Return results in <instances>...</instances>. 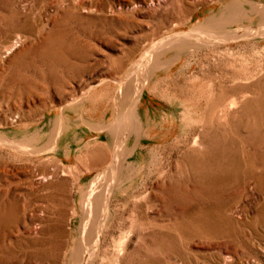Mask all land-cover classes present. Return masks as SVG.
Here are the masks:
<instances>
[{
	"label": "rangeland",
	"instance_id": "374dc122",
	"mask_svg": "<svg viewBox=\"0 0 264 264\" xmlns=\"http://www.w3.org/2000/svg\"><path fill=\"white\" fill-rule=\"evenodd\" d=\"M229 3L241 15L219 29L235 32H201ZM263 13L264 0H0V137L37 138L41 192L30 207L44 213L22 217L8 203L29 174L11 175L19 162L0 144V264H79L97 220L93 212L81 232L84 197L114 154L104 126L127 110L118 81L197 20L200 33L146 73L139 133L121 140L115 178L106 169L99 183L111 196L90 264H218L221 250L232 256L225 264H264ZM45 174L55 176L36 179ZM28 228L36 233L26 240Z\"/></svg>",
	"mask_w": 264,
	"mask_h": 264
},
{
	"label": "bare ground",
	"instance_id": "6f19581e",
	"mask_svg": "<svg viewBox=\"0 0 264 264\" xmlns=\"http://www.w3.org/2000/svg\"><path fill=\"white\" fill-rule=\"evenodd\" d=\"M26 0H23V2ZM22 3V2H21ZM30 4V3H29ZM25 5V4H24ZM27 9H31V7H26ZM23 9V8H22ZM220 9V8H219ZM218 9V10H219ZM213 11V10H212ZM248 12V11H247ZM239 14L241 15V12L239 9L234 5V3H229L225 6H223L220 10V12L216 15H212L209 17H205L204 21V27L206 29H202L201 31L199 29V26L202 23L197 22L194 24V27L190 28L189 32L186 31H180L177 32L174 36H167L162 39H159L156 43H154L147 51H145L139 58L138 61H136L132 67L131 70L127 71L125 75L123 76V79L121 81H118V94H122L124 92V87H126V92L128 93V103L127 105V110L126 113L114 117L112 121L104 126L105 132L107 131V135L110 133L112 137L115 138L114 141V154L112 156L111 161L108 166L101 170L99 173H97L94 178H92L89 182V189L87 193L85 194L84 197V202H85V216L83 219V222L81 224V232H85L87 228L88 221L93 215L92 213L95 212L97 213V220L96 223L94 224L93 227V233L94 237L93 240L90 244L85 245L84 248L77 250V254L74 256L75 259L78 260L79 264H90L92 261L91 255L94 253L95 249L98 246L99 240H100V234L102 231L103 226L105 225V219L108 218L109 214V197L111 196L109 193L108 188H104L103 190L100 189L99 183L102 179V177L105 175L106 169L108 170L110 179L115 178L116 170H117V158H118V147L121 143V140H124L129 134H137L138 135V130H139V122L137 121L136 118V113H137V108H138V102L141 98L142 95H144V86L145 82L148 80L147 78V72L152 69H155L157 67V61L156 58L159 57L161 53H163L166 49H169L171 47H182L184 44H189L190 42H187V39L190 36L189 34H192L191 32H204L205 35H208V37H229L231 36L235 30L229 29L225 27V30L219 29L221 25L227 24L229 22L234 21ZM208 15V14H206ZM264 18V13L262 14ZM262 23V22H261ZM231 25H229L230 27ZM263 33V32H262ZM206 37V38H208ZM192 44L198 43L199 41L197 39H191ZM210 41L209 39H206ZM207 42V41H206ZM202 43V42H201ZM200 43V44H201ZM185 47V46H184ZM191 48V46H190ZM50 49V48H49ZM181 49V48H180ZM169 51V50H168ZM171 51V50H170ZM174 51V50H173ZM174 53V52H173ZM164 55V54H163ZM182 56V55H181ZM174 58V56H172ZM176 59V58H175ZM161 62V61H160ZM163 62V61H162ZM163 64V63H162ZM161 66V65H160ZM166 66V65H165ZM135 68H138L139 71L136 70V73L138 72L139 75H137L136 82L132 84L131 81V74L135 71ZM157 69V68H156ZM155 71V70H154ZM156 72V71H155ZM135 73V72H134ZM147 73V74H146ZM153 76V75H152ZM134 77V76H133ZM122 78V77H121ZM134 79V80H135ZM117 89V88H116ZM119 96V95H118ZM120 102V101H119ZM125 102V101H124ZM82 104V103H81ZM76 105V104H74ZM125 106V104H124ZM124 108V107H123ZM125 110V109H124ZM121 111V110H120ZM123 111V110H122ZM122 113V112H121ZM21 114V113H20ZM120 114V112H119ZM118 115V114H117ZM80 117V116H79ZM64 119V118H63ZM193 119V118H192ZM5 120V119H4ZM51 120V118H50ZM68 120V119H67ZM81 120V119H80ZM79 120V121H80ZM85 121V119H83ZM52 121V120H51ZM56 123V128L54 129L56 132L55 133H61L63 132V123L58 121V119H55ZM64 121V120H63ZM78 121V120H77ZM194 121V120H193ZM50 122V121H49ZM69 122V121H68ZM83 122V121H82ZM53 123V122H52ZM142 124V123H141ZM74 125V124H73ZM143 125V124H142ZM75 126V125H74ZM83 126V124H82ZM81 126V127H82ZM37 128V127H36ZM53 128V127H51ZM68 128V127H67ZM142 129V127H140ZM38 129V128H37ZM72 129V128H71ZM175 129V128H174ZM35 131V130H34ZM51 131V130H50ZM33 132V131H31ZM104 132V133H105ZM38 133V132H37ZM54 133V132H53ZM29 134V133H28ZM33 134V133H32ZM42 134V133H41ZM46 134V133H45ZM52 134V133H51ZM63 134V133H62ZM76 135V134H75ZM140 135V134H139ZM142 135V134H141ZM31 136V135H29ZM33 136V135H32ZM131 136V135H130ZM41 138V136H39ZM105 137V136H104ZM136 137V136H135ZM52 138V137H51ZM81 138V137H80ZM29 139V138H28ZM33 139V137H32ZM31 139V140H32ZM35 139V138H34ZM39 139V138H38ZM138 139V138H137ZM20 140V139H19ZM17 141V140H3L0 137V144H3L5 147H8L14 151V158L19 162L18 165H13L8 168L11 175H16L17 173H22L26 174L28 173L29 176L25 178L24 180H20V182L14 183V185L17 186V184L23 183L25 188L27 189L26 191L20 193V194H14L11 199L8 200V203H10L14 208H19L21 211L20 216L24 217L27 213L29 216H37L38 219L39 217L44 213L41 212H36L35 207H30L31 203H33L39 196H40V188L39 185L35 179H33V173L32 169L37 168L39 165V162L36 164H31V161L36 158L39 159V154L42 152L41 146L38 144L36 140L32 141ZM110 140V139H109ZM113 140V139H112ZM127 140V139H126ZM129 140V139H128ZM136 140V139H135ZM41 141V139H40ZM135 142V141H134ZM47 143V142H46ZM85 143V142H84ZM112 143V142H111ZM43 144V143H42ZM86 145V144H85ZM136 145V144H135ZM44 146V145H43ZM121 146V145H120ZM125 144L122 146L123 148ZM58 147V146H56ZM59 148V147H58ZM132 148V147H130ZM82 149V148H81ZM128 150V148H125ZM87 150V149H86ZM55 151V150H54ZM82 153V152H81ZM113 153V152H112ZM111 155V154H110ZM126 156V155H125ZM124 157V156H123ZM120 158V157H119ZM127 158V157H126ZM251 158V157H250ZM35 159V160H36ZM34 161V160H33ZM124 161V160H123ZM107 162V161H106ZM122 162V161H121ZM130 162V161H129ZM123 163V162H122ZM126 163V162H125ZM131 163V162H130ZM76 165V164H75ZM135 165V164H134ZM8 165H4L3 167H0V170L5 171L6 167ZM52 166V165H51ZM54 166V165H53ZM129 166V165H128ZM137 166V165H136ZM50 167V166H49ZM81 167V166H80ZM131 167V166H130ZM124 168V167H123ZM127 168V167H126ZM134 168V167H133ZM132 168V169H133ZM38 169V168H37ZM40 169V168H39ZM43 169V168H41ZM125 169V168H124ZM130 169V168H129ZM85 171V170H84ZM118 171V170H117ZM121 171V170H120ZM128 171V170H127ZM8 173V172H7ZM107 173V174H108ZM106 174V175H107ZM119 174V172H118ZM124 175V174H123ZM55 176V174L53 175ZM52 174L49 175H41L40 177H35L36 179L40 180V182L46 181L48 179H52ZM57 176V175H56ZM119 176V175H118ZM129 176V175H128ZM17 177V176H16ZM62 177V176H61ZM107 177V176H105ZM121 177V176H120ZM131 177V176H130ZM54 178V177H53ZM126 178V177H125ZM106 179V178H105ZM122 179V177H121ZM132 179V178H131ZM103 180V179H102ZM108 180V179H107ZM7 182H9L6 179ZM63 181V180H62ZM120 182V179L118 180ZM126 181V180H125ZM58 182V181H57ZM123 181H121L122 183ZM69 183V182H68ZM106 183V182H105ZM70 184V183H69ZM88 184V183H87ZM101 184V183H100ZM104 184V183H102ZM109 184V183H108ZM125 184V183H124ZM55 185V183H54ZM120 185V184H119ZM86 186V185H85ZM117 185H115L116 187ZM119 188V187H118ZM122 189V188H121ZM45 190V189H44ZM101 191V192H100ZM49 192V191H48ZM51 193V192H50ZM55 193V192H54ZM83 193V192H82ZM58 194V193H57ZM1 195V194H0ZM80 196V194H79ZM2 197V196H1ZM81 197V196H80ZM7 199V198H6ZM2 200V199H1ZM0 200V201H1ZM7 201V200H6ZM20 201L22 203H20ZM39 205V204H38ZM83 205V204H82ZM48 207V206H47ZM46 208V207H45ZM84 210V209H83ZM51 211V210H50ZM15 212V211H14ZM57 212V210H56ZM17 213V212H16ZM56 214V213H55ZM48 215V214H47ZM13 216V215H12ZM16 216V215H15ZM94 216V215H93ZM18 217V216H17ZM53 217V215H52ZM83 217V216H82ZM94 218V217H93ZM20 220V217H18ZM48 221V220H47ZM95 221V219H94ZM107 221V219H106ZM93 222V220H92ZM91 222V224H92ZM90 224V222H89ZM80 229V228H79ZM37 230V229H36ZM42 230V229H41ZM40 231V230H39ZM20 233V232H19ZM34 228L33 230L31 228L25 229V231H22L20 235L24 237V239L28 240L30 235H35ZM18 236V235H17ZM31 239V238H30ZM81 242V241H80ZM25 243V242H24ZM39 243V237L34 236V240L31 242H28L29 247H31V244H38ZM78 244V243H77ZM25 246V244H24ZM80 246V245H78ZM83 246V244H82ZM77 249V248H76ZM232 256L225 253L223 250L220 251L219 253V261L218 264H225L226 261H231ZM16 259V258H15ZM91 261V262H90ZM8 263V262H7ZM20 263V262H19Z\"/></svg>",
	"mask_w": 264,
	"mask_h": 264
}]
</instances>
